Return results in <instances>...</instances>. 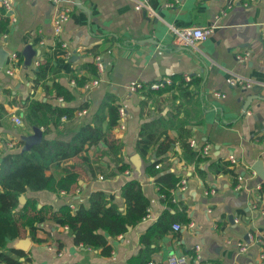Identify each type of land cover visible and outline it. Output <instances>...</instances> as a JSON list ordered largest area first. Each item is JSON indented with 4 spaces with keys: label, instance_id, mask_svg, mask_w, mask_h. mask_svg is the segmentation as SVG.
<instances>
[{
    "label": "crops",
    "instance_id": "1",
    "mask_svg": "<svg viewBox=\"0 0 264 264\" xmlns=\"http://www.w3.org/2000/svg\"><path fill=\"white\" fill-rule=\"evenodd\" d=\"M11 1V11L4 13L3 9L0 10V19L4 16L10 21L6 30H0V35L2 32L8 35L0 43V54L2 48L9 53L4 66L0 67V105L6 111L0 118V152L15 151L14 146L11 148L8 144H15L22 135L33 132L30 125H18L13 120L14 115H20L26 121L25 109L30 100L63 104L57 98L48 99L43 82L37 79L35 61L38 58L41 62L46 61L47 54L51 62L46 65L49 74L45 82L52 86L56 80L71 89L75 99L69 104L87 103L88 112L76 115L73 120L63 119L59 126L51 125L46 137L70 139L83 124L92 121L105 95L114 93L119 97V105L126 108L127 115L126 129H114L113 132L124 142L125 158L131 161L132 155L140 153L143 166L142 175L136 173L133 164L132 172L115 173V164L105 139L98 146H85L84 154L89 161L74 156L57 163L55 173L58 177L68 171L80 174L78 183L73 184L69 191L29 190L25 194L27 199L36 198L39 207L47 205L53 210L64 204L77 209L81 204H89L92 191L102 189L125 210L122 187L129 179L138 177L154 216L110 238L113 246L110 256H103L101 249L76 244L74 236L59 219L42 218L28 227L24 236L32 240L26 251L31 258L30 264H129V259L139 254L141 234L153 222L160 220L168 206L162 201L154 177L145 173L152 148L143 146V153L136 150L138 130L143 120L137 104L140 94L130 92L129 85L133 81L147 83L178 74L204 78L201 91L205 110L202 121L194 126L190 138H195L200 146L211 144V154L208 160L200 163L205 170L203 177L196 172L194 163L180 158V144L167 154L168 159L163 165L187 179L186 190L177 194L174 201L182 197L189 207L190 220L187 223L174 222L182 224V228L175 230L173 223L172 230L159 241V248L151 258L165 260L170 254L195 253L199 244L202 260L198 264H264V199H257L261 197L258 187L262 186L264 177L254 169L257 161L262 160L264 164V98H254L248 110L243 109L248 95L264 97V0L249 6L244 4L247 0H180L172 6L166 5L172 0H149L158 14L154 17L144 9L135 8L138 0H81L90 13L77 7L75 0H65L73 5V11L59 37L54 32L53 19L57 7L52 2ZM170 23L211 26L213 31L196 50L173 43ZM107 35L125 37L133 42L153 38L155 42H137L136 48H128L104 42ZM60 42L66 43L73 52L70 60L65 58ZM29 43L40 49L41 54L29 66L20 59L11 64L10 55L22 54ZM96 44L102 45L101 56L107 65L102 80L90 90L82 86L72 87L71 73L89 74L83 65L95 59L89 49ZM106 47L109 48L104 51ZM245 51L250 55L247 60L240 61L239 56ZM8 68L12 69V74L7 72ZM235 74L262 83L243 89L240 84L231 83ZM214 91L225 96H215ZM171 134L176 135V131ZM211 163L216 166L211 167ZM234 173L243 177L240 189L235 184ZM211 187L215 193L206 194V189ZM178 210L181 211L180 206ZM171 212L176 213L174 209ZM238 242L246 244L247 250L240 251Z\"/></svg>",
    "mask_w": 264,
    "mask_h": 264
},
{
    "label": "trees",
    "instance_id": "2",
    "mask_svg": "<svg viewBox=\"0 0 264 264\" xmlns=\"http://www.w3.org/2000/svg\"><path fill=\"white\" fill-rule=\"evenodd\" d=\"M2 9L0 7V10ZM9 23V19L2 16L0 30H6ZM104 42H111L112 45L120 44L128 48L138 46L137 42L116 35L105 36ZM108 48L103 49L106 51ZM101 51V44H96L89 49L95 57L101 55ZM19 59L24 61L23 54H19ZM44 60L46 61H42L38 66L37 79L43 82L42 86L48 99L63 97V104L42 99L30 100L25 109V119L31 127L37 125L44 128L43 140L30 150L21 151L20 148L24 141L19 139L14 144L15 151L0 152V264H30L31 258L28 253L13 247L11 243L26 236L27 228L42 218L59 219L62 225L68 227L76 244L101 249L103 256H110L113 251L110 238L121 235L128 231L129 226L140 223L150 207V200L138 177L129 179L122 187L121 194L125 199V210L121 209L110 194L102 189L92 191L89 204L87 206L81 204L77 209H73L69 204H64L57 210L47 205L39 207L38 200L33 197L28 198L24 205L20 204V195L26 194L29 190L69 191L73 184L78 183L80 174L77 171H68L58 177L55 173L57 163L74 156H81L84 161H89L88 156L84 154L85 146H98L105 139L109 145L108 153L115 164V173L133 171L131 161L123 154L122 138L113 132L120 119L119 97L114 93L105 95L92 121L83 124L70 139L46 137L51 125L62 124L64 116L68 120H73L76 112L86 108L88 104L81 103L72 106L69 103L75 99V94L71 89L56 80L53 81L52 86L47 84L45 81L49 70L46 65L51 61L47 54ZM83 67L89 71L88 75L76 72L69 75L70 79L76 80L77 87L83 86L99 75L95 59L86 62ZM171 78L173 79L171 85L158 90L147 87L139 91L140 115L143 121L138 130L136 150L142 152L143 146L152 148L150 162L145 168V173L154 177L162 201L168 207L160 220L153 222L149 229L141 234L142 247L137 256L129 259V264H147L152 259V254L159 248V241L172 230V224L179 221L187 223L190 220L187 213L189 207L183 202L181 196L180 199L174 201L175 195L172 193V190L178 188L183 177L163 165L171 149L176 144H180L182 148L180 158L187 163H194L198 175L201 177L205 175V170L200 167V163L208 160V157L194 150L188 142V139L193 136L194 126L202 121L205 110L201 91L204 78L196 75L192 76L190 81H186L185 76L180 74ZM173 88L181 91L188 99V103L192 101L193 108L190 110L175 107V110L166 114L144 118L142 110L148 104V98L153 95L151 93ZM5 112L4 106L0 105V118ZM172 131H176V135H172ZM210 166L214 167L216 164L211 163ZM234 175L235 184H238L239 174L234 173ZM263 191L264 182L260 196ZM178 206L181 211L178 210ZM171 209H174L176 213H172Z\"/></svg>",
    "mask_w": 264,
    "mask_h": 264
},
{
    "label": "built area",
    "instance_id": "3",
    "mask_svg": "<svg viewBox=\"0 0 264 264\" xmlns=\"http://www.w3.org/2000/svg\"><path fill=\"white\" fill-rule=\"evenodd\" d=\"M49 1L52 2L57 7L56 14L53 19V27H54L55 34L59 37L62 33L64 23L68 21V19H70L71 17V14L73 11V5L66 3L65 0H49ZM256 1L258 0H247L245 1L244 4L246 6H249L250 4ZM178 3H180V0H172L171 2H168L166 5L172 6ZM0 6L3 7L5 11L4 13L11 11V9L13 8L11 0H0ZM229 7H231V5H229ZM135 8L138 10H142V9L146 10L148 15L151 17L158 15L156 10L151 6L149 0H138L135 4ZM11 19L15 20L14 17H11ZM169 29H170V32L173 34L174 44L179 45V46L189 47L191 49H196V50L199 49L200 43L208 39V37L211 35L213 31V28L211 26H177L172 23L169 24ZM7 36L8 35L6 32H2V34L0 35V43L4 41V39H7ZM262 36L264 38V32ZM60 44H61V47L64 49L65 58L67 60H70L73 56V52L70 49H68L66 43L60 42ZM249 55H250V52L245 51V53L239 56L240 61L247 60ZM9 60L11 64H14L17 61L19 62V55L16 53H13L10 55ZM95 62L98 67L99 75L98 77H94L93 79H91L90 81H88L82 86L86 90H90L94 88L95 86H97L102 80V75L106 72L107 65L101 55H97L95 57ZM40 63H41V59L40 58L36 59L35 64L39 66ZM7 72L11 74L13 73L12 69L10 68L7 69ZM185 79L186 81H190L191 76L185 75ZM172 83H173V79L171 77H159L147 83H144L141 81H133L129 85V90L130 92H133V93H137V92L139 93L140 90L145 89L147 87L158 90L168 85H171ZM231 83L232 84L238 83L241 85L243 89H250L252 88L254 84H257V83L261 84L262 82L256 81L255 79H252V78H245V77L235 74L233 79L231 80ZM70 84L72 87H77L75 79H71ZM214 95L221 96V97L225 96L224 93H221L219 91H214ZM58 100L60 102H63V97H59ZM87 112L88 110L86 108L80 109L76 112V115L78 116L86 115ZM119 113H120V119H119V124L116 127V130L122 131L126 129L125 118L127 115V110L123 105H119ZM63 119L65 120L66 117L64 116ZM13 120L18 125L23 124V119L20 117V115H14ZM188 142L194 150L200 151L202 155L208 157L211 154V144L205 143L200 146L198 141L195 138H189ZM262 143H264V140ZM8 145L11 148L14 146L13 143H9ZM233 161L235 160L233 159ZM242 178H243L242 176L240 175L238 176V179H239V182L237 184L238 189L242 187V183H241ZM186 185H187V179L184 177L180 185L178 186V188L175 190H172V193L176 196L177 194L184 192L186 190ZM258 189L261 190V185L258 187ZM205 193L206 194L215 193V189L212 187L207 188ZM257 199L258 200L264 199V191L262 193V196L260 198L257 197ZM253 207H256V205H253ZM153 218H154L153 211L149 207L147 209L146 215L143 217V220L148 221ZM173 228L175 230H179L182 228V224L174 223ZM228 242H231V241L228 240ZM237 246L240 251H246L248 248L247 245L242 242H238ZM200 249H201V245L198 244L195 247V253H185L181 255L170 254L165 260L151 259L147 264H198L200 263V260H202ZM1 264H7V263H1Z\"/></svg>",
    "mask_w": 264,
    "mask_h": 264
},
{
    "label": "water",
    "instance_id": "4",
    "mask_svg": "<svg viewBox=\"0 0 264 264\" xmlns=\"http://www.w3.org/2000/svg\"><path fill=\"white\" fill-rule=\"evenodd\" d=\"M75 3L77 7L84 9L87 13H90L89 8L85 4H83L81 0H75ZM147 41L155 42L153 38L140 39L137 42L143 44L144 42ZM22 54L24 56V64L29 66L32 64L33 59L41 54V50L34 48L33 44L29 43L22 51ZM8 56H9L8 51H6L5 48H2V52L0 54V67L4 66V63L7 60ZM260 89L261 88L259 87L258 90L260 91ZM254 98H264V97L260 96L259 94L248 95L244 102V108H243L244 111L248 110ZM43 138H44L43 128L41 126L34 125L33 132L31 134L22 135L21 139L24 141V144L21 147V151L30 150L35 144L40 143L43 140ZM131 162L134 165V169L137 172V174L142 175L143 167H142V159L140 153H135L134 155H132ZM254 169L256 170V172H258V174L264 177V164L262 160L257 161V163L254 165ZM19 201L21 205H24L27 201L26 195L25 194L20 195ZM130 227L131 226H129V228ZM31 243L32 240L29 237H21L15 240L12 246L26 252L28 251Z\"/></svg>",
    "mask_w": 264,
    "mask_h": 264
},
{
    "label": "rangeland",
    "instance_id": "5",
    "mask_svg": "<svg viewBox=\"0 0 264 264\" xmlns=\"http://www.w3.org/2000/svg\"><path fill=\"white\" fill-rule=\"evenodd\" d=\"M151 94L153 95L148 98V104L145 107H143L142 110L144 118H147L149 116L156 117L160 114H166L169 111L175 110V107H182V109L187 108L190 110L193 108L192 101L188 103V99L185 96H183V93L179 91L177 88H173L170 90H163ZM138 97L139 100L137 104L140 105L141 97L140 96ZM25 122L26 121L23 120L24 125L27 124Z\"/></svg>",
    "mask_w": 264,
    "mask_h": 264
}]
</instances>
